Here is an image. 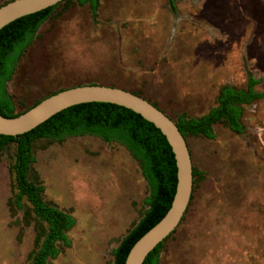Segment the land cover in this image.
Here are the masks:
<instances>
[{
    "label": "rangeland",
    "instance_id": "obj_1",
    "mask_svg": "<svg viewBox=\"0 0 264 264\" xmlns=\"http://www.w3.org/2000/svg\"><path fill=\"white\" fill-rule=\"evenodd\" d=\"M7 0H0L3 3ZM99 0L59 7L22 52L7 82L16 111L60 87L99 84L138 92L173 119L205 113L224 84L247 75L264 92V0ZM243 130L214 124L187 136L189 205L159 264H264V96L242 106ZM14 146L0 152V264H30L45 224L13 203ZM43 197L75 218L69 244L47 264H112L142 215L149 186L120 144L93 135L34 144Z\"/></svg>",
    "mask_w": 264,
    "mask_h": 264
},
{
    "label": "trees",
    "instance_id": "obj_2",
    "mask_svg": "<svg viewBox=\"0 0 264 264\" xmlns=\"http://www.w3.org/2000/svg\"><path fill=\"white\" fill-rule=\"evenodd\" d=\"M9 1L11 0L0 3V6ZM73 3L88 4L91 15L95 16L99 0H61L52 6L16 18L0 29V114L3 116H17L42 99L68 88L53 90L16 111L13 98L7 91V82L11 79L22 52L29 46L40 26L57 12L59 7L67 8ZM168 6L171 12H177L176 0H168ZM261 81L262 79L248 74L243 87L222 85L216 104L198 116L181 112L173 119L155 103L149 102L176 124L185 140L187 136L213 139V126L216 123H222L234 132L240 133L243 130L242 106L264 96L263 91L255 88ZM130 92L141 96L138 92ZM73 135H93L103 141L122 145L137 162L149 186L150 191L144 200L146 207L142 215L112 251V264H124L134 242L159 221L170 207L177 183L176 160L166 137L153 123L124 106L97 101L82 102L64 108L22 134H0V152L10 145L14 146L11 164L13 203L16 207H21L22 201H26L32 214L45 224L30 264H47L49 259L55 258L59 254L58 243L69 244L67 232L75 224L73 215L44 199L45 187L38 175L32 174V165L35 162L34 144L39 140L62 142ZM192 173L194 183L199 171L192 166ZM173 231L148 253L143 264H159L163 243Z\"/></svg>",
    "mask_w": 264,
    "mask_h": 264
},
{
    "label": "water",
    "instance_id": "obj_3",
    "mask_svg": "<svg viewBox=\"0 0 264 264\" xmlns=\"http://www.w3.org/2000/svg\"><path fill=\"white\" fill-rule=\"evenodd\" d=\"M61 0H11L0 6V29L21 16L52 6ZM110 102L124 106L153 123L166 137L176 160L177 183L166 213L132 245L124 264H143L148 253L180 223L190 202L193 185L192 159L176 124L159 108L130 91L99 84H81L54 93L14 117L0 114V134L18 135L36 127L53 114L82 102Z\"/></svg>",
    "mask_w": 264,
    "mask_h": 264
}]
</instances>
